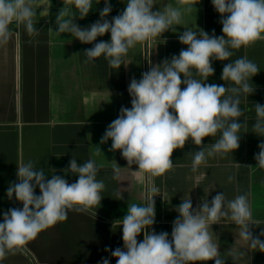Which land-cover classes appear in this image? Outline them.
I'll return each instance as SVG.
<instances>
[{"label": "clouds", "instance_id": "obj_1", "mask_svg": "<svg viewBox=\"0 0 264 264\" xmlns=\"http://www.w3.org/2000/svg\"><path fill=\"white\" fill-rule=\"evenodd\" d=\"M36 3L37 0H0V44L13 37L10 26L14 22L23 25L29 35H38ZM177 3L181 6L159 4L161 7L153 10L157 0H126L124 10L109 20L112 6L110 0H104L100 19L81 28L75 21L88 16L92 0H63L64 6L55 16L54 32L70 34L82 44H93L84 51L86 63L103 56L110 67L119 70L130 64L123 61L129 49L169 30L176 31L173 25L182 23L184 14L192 11L194 0H177ZM212 5L220 14L223 35L216 36L214 30L209 35L203 29L184 28L178 39L186 48L158 64L149 61V70L139 80L135 77L130 80L131 107H121L100 140V144L111 140L109 151H120L129 167L137 165L138 171L150 177L171 170L174 150L183 149L189 140L199 148L192 160L193 173L208 157L233 153L240 147V130L247 127L245 110L240 107L241 96L249 97L255 92L252 77L260 71L247 55L235 61H230V57L233 50L247 49L264 40V0H212ZM106 33H110V41L94 43ZM213 61H230L221 73L227 87L207 83L215 74ZM255 113L254 133L264 137V105L255 103ZM218 133L219 139L210 146L203 145L205 137H216ZM258 147L260 151L254 156L256 167L264 169V142ZM100 152L98 146L95 154ZM120 169L117 165L114 171L119 174ZM99 170L95 159L77 163L72 158L68 167L61 170L65 176L78 178L69 183L56 171L49 178L32 161L20 162L17 182L8 186L6 195L9 200L14 197L22 208H10L3 213L0 259L28 244L42 231L65 221L69 211L87 213L100 206L105 184L97 180ZM233 180V176L227 177L228 183ZM151 191L157 189L152 187ZM210 191L217 190L210 187L195 208L190 196L181 199L175 208L178 216L172 222L171 238L168 232L156 233L153 228L156 217L153 199L143 206L128 204L125 216L119 220L123 248L105 251L116 259V264H208L210 261L227 264L219 238L212 230V225L227 220L236 225L235 243L226 253L233 264L250 250L264 252V240L260 238L264 237V231L254 236L250 228L257 224L248 195L238 194L229 200L224 192L217 191L209 201ZM141 233L143 240L138 241ZM99 264H110V260L102 258Z\"/></svg>", "mask_w": 264, "mask_h": 264}, {"label": "crops", "instance_id": "obj_2", "mask_svg": "<svg viewBox=\"0 0 264 264\" xmlns=\"http://www.w3.org/2000/svg\"><path fill=\"white\" fill-rule=\"evenodd\" d=\"M157 3L153 10L162 4L181 6L177 0H157ZM110 4L109 20L124 10L126 0H110ZM63 6V0H37L38 35H29L23 25L14 22L10 26L13 37L0 44V222L8 209L22 208L14 197L9 200L6 195L8 186L17 182L20 162L32 161L49 178L56 171L73 183L78 178L71 174L65 176L61 171L68 167L69 161L75 158L77 163H84L95 159L100 166L97 180L105 184L101 193L104 198L100 206L87 213L69 211L65 221L9 252L0 259V264H99L102 258L116 264V259L105 249L123 248L119 220L125 216L128 204L143 206L153 199L156 212L153 228L156 233L168 232L171 238L172 222L178 216L175 208L181 199L190 196L195 208L212 186L224 192L229 200L238 194L248 195L257 224L250 228L254 236H259L264 231V169L256 167L254 156L260 151L258 145L264 142V137L254 133L252 125L256 119L255 103L264 105V40L256 41L247 49L233 50L230 57V61H235L247 55L260 71L252 77L255 92L249 97L241 96L240 107L245 110L247 127L240 130V147L233 153L208 157L193 173L192 160L199 148L189 140L183 149L174 150L171 170L162 176L150 177L138 171L137 165L129 167L120 151H109L111 140L106 144H100V140L107 126L118 117L121 107H131L130 80L133 77L139 80L149 70V61L158 64L179 55L186 48L178 39L184 28L203 29L209 35L214 30L216 36L223 35L220 14L215 11L212 0H194L192 11L184 14L182 23L173 25L175 32L169 30L161 37L138 43L123 57L124 64H130L117 70L103 56L86 63L84 51L93 44H82L70 34L54 32L55 16ZM104 6V0H92L88 16L75 22L81 28L90 26L100 19ZM101 40L110 41V33L98 37L94 43ZM230 61H213L215 74L207 83L227 87L221 73ZM217 139L219 133L216 137H205L203 145ZM98 146L102 152L96 155ZM115 163L121 167L119 174L114 171ZM230 175L234 177L232 183L227 182ZM152 187L157 191L152 192ZM217 191H210L207 199L211 201ZM36 194L39 195V188ZM235 228L227 220L212 225L227 264H233L226 253L235 243ZM142 240L143 233L138 237V241ZM237 264H264V252L250 250Z\"/></svg>", "mask_w": 264, "mask_h": 264}]
</instances>
